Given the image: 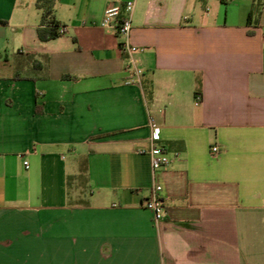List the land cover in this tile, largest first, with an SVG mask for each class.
Listing matches in <instances>:
<instances>
[{"label":"crops","instance_id":"1","mask_svg":"<svg viewBox=\"0 0 264 264\" xmlns=\"http://www.w3.org/2000/svg\"><path fill=\"white\" fill-rule=\"evenodd\" d=\"M57 1L40 41L0 0V264H264V0ZM125 2L131 54L99 25Z\"/></svg>","mask_w":264,"mask_h":264},{"label":"built area","instance_id":"2","mask_svg":"<svg viewBox=\"0 0 264 264\" xmlns=\"http://www.w3.org/2000/svg\"><path fill=\"white\" fill-rule=\"evenodd\" d=\"M133 10V2H125L124 4H111L108 5L105 10L103 17L99 25L103 28L113 30L117 37L123 39L119 44L121 49L128 54L134 53L137 49L129 44V34L132 28L131 25V13ZM65 32L64 27H58V35H63ZM140 71H136L138 75ZM150 139L153 145L148 151L150 159V167L152 172H156L163 167L169 165L172 161L165 149L161 146H157L154 143L159 140V129L153 123L152 120L149 122ZM212 153H217L218 148L216 146L211 147ZM27 166V162H24ZM162 187L160 185H154L150 189L148 197L143 202V207L152 213L154 222L158 223L163 220L165 215V207L162 198Z\"/></svg>","mask_w":264,"mask_h":264},{"label":"trees","instance_id":"3","mask_svg":"<svg viewBox=\"0 0 264 264\" xmlns=\"http://www.w3.org/2000/svg\"><path fill=\"white\" fill-rule=\"evenodd\" d=\"M55 2L56 0H36V6L41 13V27L37 30L40 41H48L59 36L57 28L60 26L54 19Z\"/></svg>","mask_w":264,"mask_h":264},{"label":"rangeland","instance_id":"4","mask_svg":"<svg viewBox=\"0 0 264 264\" xmlns=\"http://www.w3.org/2000/svg\"><path fill=\"white\" fill-rule=\"evenodd\" d=\"M207 1L208 0H202V1H199L200 2V9L202 8V7H204V6H206L207 5ZM213 2L215 1V0H212ZM218 2H220V0H217ZM58 6V1L56 0V2H55V9H56V7Z\"/></svg>","mask_w":264,"mask_h":264}]
</instances>
